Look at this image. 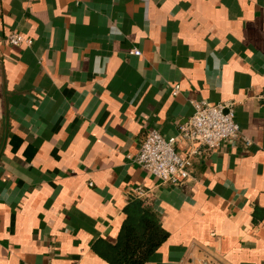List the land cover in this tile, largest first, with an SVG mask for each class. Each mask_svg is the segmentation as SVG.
Wrapping results in <instances>:
<instances>
[{"label": "crops", "instance_id": "1", "mask_svg": "<svg viewBox=\"0 0 264 264\" xmlns=\"http://www.w3.org/2000/svg\"><path fill=\"white\" fill-rule=\"evenodd\" d=\"M263 89L264 0H0V264H111L137 186L168 233L144 264H264ZM196 100L241 137L162 183L133 157L150 129L186 155Z\"/></svg>", "mask_w": 264, "mask_h": 264}, {"label": "built area", "instance_id": "2", "mask_svg": "<svg viewBox=\"0 0 264 264\" xmlns=\"http://www.w3.org/2000/svg\"><path fill=\"white\" fill-rule=\"evenodd\" d=\"M12 45H31L32 40L18 33L6 37ZM131 54L139 55L137 49ZM179 91V85L173 86V94ZM260 97L264 100V89ZM193 113L180 126L178 137L186 139L190 147L186 155H181L175 148L177 137H163L159 131L150 129L146 132L133 161L146 173L153 175L162 183L183 184L190 179L193 158L201 153L202 147L213 150L222 143H233L240 136L239 125L231 103H210L205 100L192 101ZM246 145L251 143L242 137ZM133 195L139 198L147 195L146 190L137 186ZM200 264H208L202 261Z\"/></svg>", "mask_w": 264, "mask_h": 264}, {"label": "trees", "instance_id": "3", "mask_svg": "<svg viewBox=\"0 0 264 264\" xmlns=\"http://www.w3.org/2000/svg\"><path fill=\"white\" fill-rule=\"evenodd\" d=\"M125 218L114 244H106L105 258L111 264H144L166 240L168 233L156 213L133 198L123 209Z\"/></svg>", "mask_w": 264, "mask_h": 264}]
</instances>
